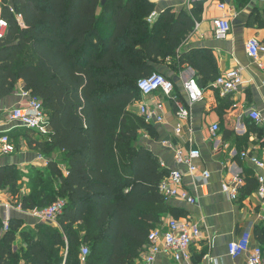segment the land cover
Instances as JSON below:
<instances>
[{
  "label": "trees",
  "instance_id": "obj_1",
  "mask_svg": "<svg viewBox=\"0 0 264 264\" xmlns=\"http://www.w3.org/2000/svg\"><path fill=\"white\" fill-rule=\"evenodd\" d=\"M3 1L8 29L0 39V99L20 83L39 97L51 131L35 144L47 156L61 152L66 164L63 171L51 157L20 204L25 210L59 198L67 204L60 228L41 223L36 234L21 232L27 246L21 255L12 251L21 223L10 220L0 233V264H82L83 245L85 264H135L166 210L159 184L169 171L141 142L143 132L155 136L154 125L129 107L142 95L138 79L153 71L148 63L172 56L194 20L168 9L151 25L155 5L148 0ZM16 174L15 166L0 167V189H13Z\"/></svg>",
  "mask_w": 264,
  "mask_h": 264
},
{
  "label": "crops",
  "instance_id": "obj_2",
  "mask_svg": "<svg viewBox=\"0 0 264 264\" xmlns=\"http://www.w3.org/2000/svg\"><path fill=\"white\" fill-rule=\"evenodd\" d=\"M149 2L155 5L152 13H156L151 19L152 13L147 18L151 25L168 9L194 20L193 27L183 34L182 42L172 56L148 63L152 72H161L174 81L175 95L166 97L160 92L141 95L129 107L130 111L142 116L140 104L154 108L157 101L164 103V121L152 123L155 136L143 132L141 142L158 159L160 167L184 172L183 189L196 199L195 204L179 198L165 200L166 210L160 214L155 228H163L169 219L176 218L195 222L201 229L200 238L191 246L188 261H177L171 252L163 250L157 254L154 264H216V261L219 264H245L248 254L233 258L229 255L228 244L243 233H249L251 248L259 246L264 252V202L257 193L259 177H264V166L258 167L249 157H243V152L247 151L264 162V54L255 61L246 50L248 39L264 40V27L260 24L264 19V0H252L241 9H236L235 0H211L206 4L189 0ZM221 3L226 9L219 7ZM4 4L0 0V8ZM220 17H225L230 25L228 37L222 40L214 35V20ZM234 68L242 69L243 85L233 93L222 95L214 86L215 76ZM190 77H195L204 90V98L194 103H190L184 89V81ZM23 90V83H20L12 94L0 99V134L8 133L15 145L19 138L23 140L20 151L0 155V167L12 165L25 173L33 168L47 172L51 157L58 161L61 152L47 156L35 144V140H43L44 135L21 128L9 119L11 109L25 100ZM176 100L190 112L189 119L182 123L176 114ZM253 110L260 113V120L250 116ZM221 111L226 113L222 116ZM179 123L182 128L177 133ZM214 124L219 125L215 133L211 130ZM23 130L29 132L23 135L25 138L19 134ZM29 134L33 135L32 139ZM177 148L185 154L192 149L200 151V157L194 160L198 172L189 173L187 165L176 161ZM58 162L65 171L66 164ZM202 171H208L210 178L205 179ZM236 175L242 176L245 184L239 187L237 199H233L222 186ZM11 196L6 189H0V226H3L0 233L5 232L4 219L20 221L12 251L21 255L27 248L21 232L26 229L36 234V225L41 222L19 211L16 207L20 200ZM50 225L60 228L58 223ZM20 264L30 262L21 260Z\"/></svg>",
  "mask_w": 264,
  "mask_h": 264
},
{
  "label": "built area",
  "instance_id": "obj_3",
  "mask_svg": "<svg viewBox=\"0 0 264 264\" xmlns=\"http://www.w3.org/2000/svg\"><path fill=\"white\" fill-rule=\"evenodd\" d=\"M160 1V0H149ZM191 3L206 4L211 0H189ZM220 8L226 9L224 3L219 4ZM11 11L16 15L19 25L24 28L25 24L21 19V15L16 13L13 7ZM156 13H152L151 19ZM214 35L216 39H226L229 35L230 25L225 17L216 18L214 20ZM8 29V22L6 19L0 17V39L3 38ZM246 50L249 56L255 61H259V58L264 54V40H260L257 37H252L246 42ZM242 69L234 68L222 73L214 81V86L219 88L222 95H228L237 91L243 85ZM137 87L143 96H150L156 92L162 93L166 97H173L175 95V83L172 79L160 72H152L147 76H143L138 79ZM184 89L188 96L190 103L200 101L204 98V90L199 85L195 77H190L184 81ZM22 96L24 102L15 106L9 112L10 121L17 122L19 126L29 131L36 132L40 135H48L51 131L49 116L45 111L42 100L32 95L29 91L23 90ZM177 101V100H176ZM177 117L182 123L187 121L190 117L188 108L181 102H176ZM164 103L157 101L154 108L147 104H140L139 111L143 118L148 123H162L164 121ZM250 116L254 120H260L261 115L258 111H252ZM181 123L178 124L176 129L177 133L181 131ZM215 133L219 130V125L214 124L211 128ZM16 145L11 139L10 135L6 132L0 134V155H10L15 153ZM200 157V151L198 149H192L185 154L180 148L176 149L175 159L179 164H185L188 166L189 173H196L199 171L197 165L194 164V160ZM243 157H249L258 167H263L264 162L259 160L256 156L250 155V153L243 152ZM164 166V163L162 164ZM202 176L205 179L210 178L208 171H202ZM184 172L181 169L169 170L159 184V192L165 200L172 198H179L183 201H187L191 204H195L196 199L185 189H183ZM245 184V179L242 176L236 175L230 182L223 183V191L228 193L233 199H237L239 195V187ZM259 197L264 202V177H259V185L257 189ZM67 201L63 198L57 199L53 204L33 210L23 209L20 203L17 204V209L22 213H27L37 221L47 224L58 223L59 215L63 212ZM4 230L8 231L10 228L9 218L3 221ZM201 236L200 226L189 220H180L171 218L163 228H155L150 231L148 235L147 243L144 249L140 252L139 257L135 264H154L156 256L159 252L166 250L171 252L175 260L188 261L191 258L190 249L193 243ZM229 255L236 258L244 253L248 254L245 264H264V252L261 247L251 248L250 234L243 233V235L237 240L231 241L228 244ZM89 254V248L87 245L81 247V260L85 263L86 256ZM216 264H219L216 261Z\"/></svg>",
  "mask_w": 264,
  "mask_h": 264
},
{
  "label": "rangeland",
  "instance_id": "obj_4",
  "mask_svg": "<svg viewBox=\"0 0 264 264\" xmlns=\"http://www.w3.org/2000/svg\"><path fill=\"white\" fill-rule=\"evenodd\" d=\"M26 133H29V132L26 130H23V131H20L19 134L21 136H23ZM32 136L33 135H30L29 137H31V139H32ZM23 138H25V137L23 136ZM43 140L45 141L46 139H43ZM22 143H23V140H20V138H19V140L16 141V151L15 152L21 150ZM13 154L14 153H12L10 155H13ZM62 159H63L62 157H59L58 161H61ZM16 169H17V174L14 175V177H16V186L13 189H10L9 187H7L6 190L10 193V195H12L13 192H16V195L11 196V197L13 199L20 200L24 196V194L30 193V191H31L30 187L32 186L31 179L34 178L35 176H39L40 178H42V176H45L46 172L43 171L44 173L41 172V175H39L38 174L39 169L37 170L36 168L30 169L28 173L23 172L19 168H16Z\"/></svg>",
  "mask_w": 264,
  "mask_h": 264
},
{
  "label": "water",
  "instance_id": "obj_5",
  "mask_svg": "<svg viewBox=\"0 0 264 264\" xmlns=\"http://www.w3.org/2000/svg\"><path fill=\"white\" fill-rule=\"evenodd\" d=\"M103 3H104V1H103Z\"/></svg>",
  "mask_w": 264,
  "mask_h": 264
}]
</instances>
